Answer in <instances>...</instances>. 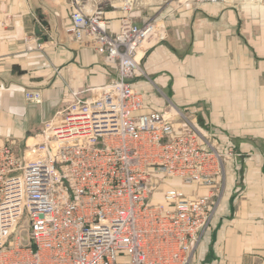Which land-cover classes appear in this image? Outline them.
I'll return each instance as SVG.
<instances>
[{
	"label": "built area",
	"instance_id": "2783aa9c",
	"mask_svg": "<svg viewBox=\"0 0 264 264\" xmlns=\"http://www.w3.org/2000/svg\"><path fill=\"white\" fill-rule=\"evenodd\" d=\"M132 2L110 32L102 11L68 0L67 33L114 65L115 77L90 98L73 93L24 147L0 142V264L193 263L237 153L193 112L170 101L147 107L135 80L146 78L142 54L166 29L133 23ZM24 97L42 102L38 90Z\"/></svg>",
	"mask_w": 264,
	"mask_h": 264
},
{
	"label": "crops",
	"instance_id": "0c3cea01",
	"mask_svg": "<svg viewBox=\"0 0 264 264\" xmlns=\"http://www.w3.org/2000/svg\"><path fill=\"white\" fill-rule=\"evenodd\" d=\"M123 2L81 0L80 6L102 11L109 31L117 32ZM240 11L221 1L133 0L129 12L135 24L156 19L166 29L142 54L146 78L135 80L137 87L166 92L219 146L237 153L226 161L223 194L192 264H264V53L256 45L264 35ZM69 15L68 0H0V142L24 147L73 93L90 98L114 79V65L67 33ZM26 37L41 45L29 48ZM27 90L40 91L41 104L28 102Z\"/></svg>",
	"mask_w": 264,
	"mask_h": 264
},
{
	"label": "rangeland",
	"instance_id": "374dc122",
	"mask_svg": "<svg viewBox=\"0 0 264 264\" xmlns=\"http://www.w3.org/2000/svg\"><path fill=\"white\" fill-rule=\"evenodd\" d=\"M193 1L195 5L200 4L197 3L196 0ZM217 1L223 2L226 6L233 5L234 3L239 4L241 8L240 13L242 20L243 21H248L251 19L255 20L256 25L255 28H253V30L257 31L259 35H264V0H216L215 2ZM203 3H209V2H203ZM5 19L10 20V17H7L5 15ZM5 25L3 24V26ZM256 45L258 47L259 52L264 53V43L263 44L257 43ZM145 98L148 108L149 107L154 108L155 104H158L160 107H162L167 101H170L181 110L186 112L190 111L188 109H185V107L183 108L176 105L166 92L157 91L155 88L152 87H149L148 89L145 90ZM197 121L199 125H201L198 118ZM28 142H31V140H29Z\"/></svg>",
	"mask_w": 264,
	"mask_h": 264
},
{
	"label": "water",
	"instance_id": "95a60500",
	"mask_svg": "<svg viewBox=\"0 0 264 264\" xmlns=\"http://www.w3.org/2000/svg\"><path fill=\"white\" fill-rule=\"evenodd\" d=\"M34 32H35V34H36V35H40V31L38 30V28H37V27H35V30H34Z\"/></svg>",
	"mask_w": 264,
	"mask_h": 264
}]
</instances>
